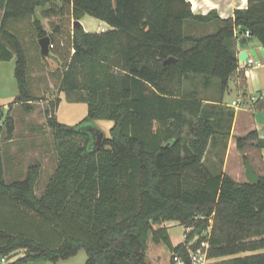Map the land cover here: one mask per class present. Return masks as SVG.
Returning <instances> with one entry per match:
<instances>
[{"label":"trees","instance_id":"trees-1","mask_svg":"<svg viewBox=\"0 0 264 264\" xmlns=\"http://www.w3.org/2000/svg\"><path fill=\"white\" fill-rule=\"evenodd\" d=\"M248 3L223 18L216 10L194 13L189 0H0V60L16 58L19 93L12 103L32 110L53 81L68 98L88 104L87 116L74 125L46 109L58 164L41 195L39 165L23 180L6 181L0 140V256L25 249L10 264L57 262L83 248L87 264H149L152 234L187 264L186 242L195 237V246L209 241L208 256L218 259L210 264H264V174L255 170L258 183L238 182L205 163L218 134L230 136L235 110H226L229 128L219 130L224 116L213 119L205 100L184 88L191 75H200L207 87L219 79L224 94L230 76L245 72L239 34L250 31L264 47V0ZM66 6L75 21L91 15L110 26L73 25L68 57L64 42L56 41L62 38L49 34L41 18ZM201 25L213 31L203 33ZM45 36L54 44L50 51L66 58L63 68L42 60ZM170 57L176 60L165 63ZM60 102L51 104L57 109ZM96 120L113 121L100 149ZM5 122L11 138L15 120L7 115ZM256 137L252 131L236 139L245 161L244 148ZM255 146L264 148V139ZM170 220L189 229L177 246L163 225Z\"/></svg>","mask_w":264,"mask_h":264},{"label":"rangeland","instance_id":"rangeland-1","mask_svg":"<svg viewBox=\"0 0 264 264\" xmlns=\"http://www.w3.org/2000/svg\"><path fill=\"white\" fill-rule=\"evenodd\" d=\"M58 4H61L60 1H57ZM56 10L59 12V5H56ZM38 15H41L40 10L37 12ZM42 18V24L46 28L47 32L49 34H52L53 36H56V38L59 36L62 39H56L59 42L63 41L65 45H63L64 48V55L68 57V52H71L69 50L70 46V35H71V29L73 28L75 19L72 18L70 14V9L68 6H66L63 10V13H54L50 17H41ZM82 24L84 28L88 31H97L100 28V24H102V21L96 17H93L91 15H85L82 18ZM202 32H209L213 31L212 26L208 25H201ZM20 27L25 29L27 31V25L22 24ZM107 27V26H106ZM100 30V29H99ZM25 31V32H26ZM190 31V28L189 30ZM192 31V29H191ZM198 34L202 33L200 30H198ZM27 35V33H26ZM257 37L252 36H246L245 34H239V41H251V42H257ZM62 47V46H61ZM63 56L54 55L53 50L50 51V54L47 56H44L41 54L42 60H47L48 67L51 69L55 68H63L64 60L66 58H62ZM254 59L258 61L259 59L254 56ZM263 64V61L260 60V65ZM15 67H16V58L9 61H1L0 60V113L4 114V116L10 115L11 117H19L18 122L23 123V127L29 128L34 134H32L31 140H33V143L35 144H44L49 149L52 147H55V140L53 138L52 129L48 122V117L46 115V109L50 108L51 113L53 116H57L59 121L67 123V124H76L80 122L82 119H84L88 114V106L87 103L78 102V103H70L67 98L65 97L57 111V109L53 108V105L51 102L55 100L57 97V93H59L58 85H56L55 82H51L50 86L47 88V90H42L39 92V95L44 96L42 100H39L32 104L33 109L27 110L23 105L19 103H12L16 96L19 93L18 88V82L15 76ZM249 69H253L257 71L260 74H264V66L261 68L260 66H248ZM246 71V69H243ZM245 72H236L232 76H230L229 83L227 86V89L225 90V93L223 94L221 90V83L220 80L217 78H213L211 85L206 86L205 85V77L200 75H191L189 79L185 81L184 88L187 95L196 96L200 99H204L206 102L207 109L212 113L213 119L217 120L220 118V116L223 117V122L220 126H218L219 130H227L230 125V119L227 115L224 113L228 108H232L230 103L226 100H224L225 94L230 91V93H227V95L235 94V88L238 90L244 89L245 86ZM254 94H257V92H254ZM52 98L50 100H46ZM208 100H216L218 101V105H210ZM208 101V102H207ZM220 101L221 104L219 103ZM12 103V104H11ZM229 103V104H228ZM214 106V107H211ZM13 117V118H14ZM15 120V119H14ZM16 121V120H15ZM106 120H96L95 123L100 127V129L104 130L106 133V136H109L110 128L106 124ZM0 126H2L4 129L6 128V122L3 119L0 118ZM188 129V127H187ZM230 137V136H229ZM228 137V139H229ZM218 143L217 145H211L208 149L207 155L205 157V163L210 168L212 172H218L220 169L224 170V164L222 165V158L225 157L224 155V146L225 144H228V139L226 140V137H224L221 133L218 134ZM238 159L232 155L231 157V169L237 170L238 169ZM257 170L259 173H263L262 166L260 164V161H256ZM45 171L47 174H50V164L45 168ZM47 176H43L41 180L42 182L48 181ZM39 187H42L41 185ZM164 223L171 224L170 227V233L174 240V242L179 243L185 240V227L177 220H170L166 221ZM187 234V232H186ZM160 243V242H159ZM158 242L155 241L153 235L151 234L148 240L150 249V255L153 256L156 252H162L164 248V244L161 243L160 245H157ZM148 247V248H149ZM0 256V264H10L11 259L10 257H6L8 261L3 262L1 261ZM173 258V257H172ZM88 254L85 249H80L79 252L69 258L65 262H59L57 264H87ZM174 261V260H173ZM218 259H211V263L217 262ZM175 262V261H174ZM23 264H52L49 261L46 260H33L28 261Z\"/></svg>","mask_w":264,"mask_h":264},{"label":"crops","instance_id":"crops-1","mask_svg":"<svg viewBox=\"0 0 264 264\" xmlns=\"http://www.w3.org/2000/svg\"><path fill=\"white\" fill-rule=\"evenodd\" d=\"M189 1L192 4V10L194 13L207 14L211 10H216L223 18L231 17L234 15L236 9H245L249 5L248 0H189ZM1 18H2V12L0 11V24H1ZM81 20L80 22L82 23ZM99 26H100L99 29L110 28V26L105 21H102V24H100ZM99 29L97 31H99ZM236 49L238 55L243 51H247L250 57L252 58H254V56L257 57L259 59L258 60L259 63L260 60L263 61V64L262 63L261 65L254 64L252 65V67L260 66L262 68L264 66V47L259 39H257V42L239 41ZM245 79L246 82L244 89L238 90L237 88H235V94L228 96L227 93H230V91H228L224 96V100L228 101L230 103V104L228 103L229 105H231L234 100H237L240 104L238 107H234L231 105L232 108H234L235 110V116L232 122V128L230 132V137L228 139L227 149L225 151L226 155L224 157V171L228 173L230 176H232L238 182H247L248 177L246 174V165H245V160L243 158V153L240 151L237 145V140H236L237 137L246 136L250 132L256 131L258 138L264 139V99L258 102L251 101V95L254 94V92L264 90V74H260L257 71L253 69H249L247 67L245 71ZM56 97H60L61 102L65 97L70 103L82 102V101H75L73 99H70L68 98L65 92H60V91L59 93H57ZM50 99L52 98L49 97L48 99L46 98L47 101ZM35 102L37 101L32 102V104H34ZM59 106L57 108V111L59 109ZM5 117L6 116L3 115L1 119L4 118L5 120ZM18 118L19 117H14V119L16 120L15 130L11 138L6 137L7 135L6 128L4 129L2 126H0V140L2 147L4 176L8 183L20 181L27 177L29 170L32 167L39 165L40 177L38 179L36 193L37 195H41V193L46 188L51 175L54 173L57 167L58 164L57 153L55 147L49 149V147H47L44 144L33 143L31 137L32 134H34V132H32L27 127L22 128L23 123H21L22 124L21 125L20 122H18ZM106 121H107L106 122L107 126L111 128L113 125V121H109V120ZM69 125H74V124H69ZM258 138L256 137L249 139L248 144L244 148V152L248 156L249 161L252 163L255 170H257L256 161L257 160L260 161V164L263 169V173L261 174H264V148L260 149L257 146H255V143L257 142ZM232 155L239 160L237 170L231 169L230 163H231ZM49 164H50V174H47L45 168ZM45 175L47 176L48 181L42 182L41 184V180ZM40 185L42 187H39ZM8 225L9 224H7V226ZM163 225H166L168 227V232L172 244L174 246H177L178 244L183 243L185 241L184 240L179 243L174 242L170 233L171 224L164 223ZM161 243L163 242H160L157 245H160ZM164 245L165 246L163 248V251L160 253L156 252L153 254V256L150 255L151 246L148 248L147 261L149 262V264H178L173 261L172 257L174 253L166 244ZM14 253L15 255L10 258L11 262L24 256L26 250L17 249ZM2 258H5L6 261H8L6 257H1V261ZM67 260L68 259L59 260L57 262H51V261L49 262L52 264H57L59 262H65Z\"/></svg>","mask_w":264,"mask_h":264},{"label":"built area","instance_id":"built-area-1","mask_svg":"<svg viewBox=\"0 0 264 264\" xmlns=\"http://www.w3.org/2000/svg\"><path fill=\"white\" fill-rule=\"evenodd\" d=\"M107 28H101L99 31H105ZM246 36H251L250 31L245 32ZM54 44L50 43V48H53ZM239 64L242 69H246L248 66H252L254 64H260L258 61H256L254 58L248 56V58L239 61ZM264 99V90H260L257 92V94L251 95V101L258 102L260 100ZM234 107H238L240 104L237 100H234L231 104ZM186 232H189L188 228H185ZM185 232V241L187 239V234ZM198 240V237H195L194 239L186 242V251L188 254V258L191 262V264H210L211 259L208 256V250H209V241L203 240L200 242V244L196 245V242ZM173 260L178 264H187V260L180 254L174 253L173 254ZM3 262H6L5 258H2Z\"/></svg>","mask_w":264,"mask_h":264},{"label":"water","instance_id":"water-1","mask_svg":"<svg viewBox=\"0 0 264 264\" xmlns=\"http://www.w3.org/2000/svg\"><path fill=\"white\" fill-rule=\"evenodd\" d=\"M75 24H82L80 22V20H77L74 22ZM246 28L244 27L243 30H245ZM39 44L41 47V52L44 56H47L50 54V37L49 36H45L40 38L39 40ZM249 54L247 51H243L241 52L238 57H239V61H242L246 58H248ZM176 59L174 57H170L168 58L165 63H169L171 61H175ZM106 134L103 130L99 129L96 131L95 133V140H94V144L100 149L103 147L104 144V138H105ZM245 165H246V174L248 177V181L251 183H258L259 181V174L255 171L254 166L252 165V163L250 161H245Z\"/></svg>","mask_w":264,"mask_h":264}]
</instances>
